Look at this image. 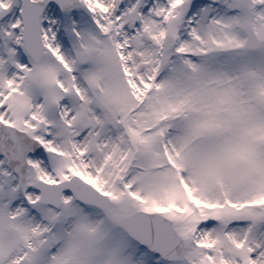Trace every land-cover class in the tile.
Returning <instances> with one entry per match:
<instances>
[{"label": "snow or ice", "instance_id": "obj_1", "mask_svg": "<svg viewBox=\"0 0 264 264\" xmlns=\"http://www.w3.org/2000/svg\"><path fill=\"white\" fill-rule=\"evenodd\" d=\"M0 264H264V0H0Z\"/></svg>", "mask_w": 264, "mask_h": 264}]
</instances>
